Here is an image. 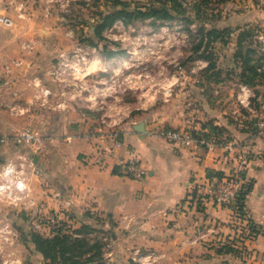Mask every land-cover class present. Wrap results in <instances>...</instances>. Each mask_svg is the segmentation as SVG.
<instances>
[{
	"label": "crops",
	"instance_id": "crops-1",
	"mask_svg": "<svg viewBox=\"0 0 264 264\" xmlns=\"http://www.w3.org/2000/svg\"><path fill=\"white\" fill-rule=\"evenodd\" d=\"M3 1V14L14 21V26H0V67L24 56L20 48L23 42L33 38L40 41L30 58L32 68L10 76L13 90L20 94L28 114L15 118L0 107L1 135L30 129L42 141L37 150L0 147L2 162L15 159L17 153L32 164L35 157L33 166L39 171L37 177L26 171L28 199L34 206L26 203L25 208L15 209V220L32 223L54 215L71 230L90 227L94 231L87 238L90 243L97 241L101 245V258L105 251L100 239H110V256L105 264H131L129 257L135 250L153 251L160 256L159 264H264V133L255 126L257 121H264V78H258L249 88L248 112L237 105L241 85L237 78V84L232 85L236 88L221 87L224 82H220L210 92L217 97L213 100L207 95L205 88L211 80L201 73L202 61L197 79L192 70L184 68L183 77L176 78L175 72H167L162 64L153 77L138 73L137 66L129 71L132 64L126 61L124 66L113 69L112 59L98 53L86 82H101L112 72L122 81L119 105L108 113L116 125L107 128L100 124L99 101L89 102L83 93H76L65 110L54 107L59 91L48 74L62 51L49 37L53 36L49 31L56 23L43 19L52 8L43 7L41 0ZM250 8L238 13H254ZM250 22L234 29L218 28L233 32L228 44L215 45L218 50L223 52L228 45L235 47L239 31L253 33L254 27L264 26H252ZM82 46L85 45L77 43L75 47ZM168 56L164 58L166 65L174 66V55L170 59ZM158 58L157 55L154 60ZM33 81L39 89L51 92L44 106L35 97L39 92L33 88ZM107 103L111 104V100ZM221 103L228 104L234 116H230L231 120L222 117L224 113L217 109ZM139 124H143V135L134 131ZM111 129L119 134L116 139L111 137ZM161 129L189 130L198 137L232 144L233 148L214 152L199 147L179 148L154 136ZM115 140L122 147L114 148ZM125 148L138 157L146 170L140 181L123 173L120 165L128 158ZM238 171L251 183L243 215L215 205L205 195L207 184L218 180L214 176L208 179V173L223 178ZM250 227H255L258 234H252ZM21 245L25 250L22 258L27 259L23 264L45 263L31 246Z\"/></svg>",
	"mask_w": 264,
	"mask_h": 264
},
{
	"label": "built area",
	"instance_id": "built-area-1",
	"mask_svg": "<svg viewBox=\"0 0 264 264\" xmlns=\"http://www.w3.org/2000/svg\"><path fill=\"white\" fill-rule=\"evenodd\" d=\"M4 10V1L0 0V26L8 29L12 28L14 26V21L3 14ZM19 18L21 17L19 16ZM112 28L105 32L111 31ZM255 39L263 46V49L260 47L259 52L264 55V37L259 34ZM39 45L40 41L38 38L23 42L20 48L24 53V56L21 59L5 62L0 67L2 78V83L0 85V107L5 108L7 113L12 117L23 118L28 114L29 110L26 104L20 99V94L13 90L14 80L10 79V76L15 71L26 72L32 68L33 63L30 58L35 54ZM95 51L96 46L85 45L78 49H74L71 53L62 52L58 55L55 66L48 74L50 82L55 85L59 91L58 101L54 107L56 110H65L68 101H70L76 93H83L86 95L89 102L99 101L100 104L97 109L101 111L100 124L107 128H113L116 124L111 120L108 113L112 112L119 105L120 101L118 100V96L119 93H121L122 81L119 82L118 76L112 72V76L101 82H95L92 84L86 82V79L91 76L94 69L92 60L98 55V53H94ZM123 51L124 52L121 53L114 49L110 50V52L114 54V56L110 58L114 62L115 68L113 69H116L119 66H124L125 61L127 62L126 56H132V54L125 55L126 50ZM202 63L204 64L203 68H205L206 64L204 62ZM108 69L110 70V68ZM183 75V68L177 66L175 77L180 78L183 77ZM32 86L34 89L38 90L39 96L36 95L35 97H38L41 100V105L44 106L51 95L50 90L43 88L39 89V84L35 81H33ZM250 98L251 94L249 88L240 85L239 93L236 96L238 107L244 108L250 112ZM109 100H111V104L107 103ZM255 126L261 133H264V121H257ZM111 130L113 131V129ZM118 135L117 132L113 131L111 137L116 139ZM154 136L179 148L199 147L209 152L217 150L231 151L233 148L232 144L224 145L223 143L214 140L198 137L189 130L161 129L156 131ZM41 143V137L30 129H23L21 132L11 136L0 134V147L22 146L37 150ZM113 147L120 148L122 147V143L115 140ZM125 153L128 158L120 165L123 173L126 177L132 180H142L146 176V170L142 167L140 160L132 151L127 150L126 148ZM26 171L33 176H39V171L34 169L33 164L18 153L16 154L15 159H5L3 163L0 164V203L7 204L15 209L25 208L27 206L26 203H29L30 206L28 207L34 206L32 201L28 199V188L26 185L28 178ZM245 182L246 180L242 177L240 171H238L233 176L215 180L211 185L208 183L205 187L207 192L205 195H208L215 205L231 208L236 212V198ZM18 184H22L23 187H17ZM199 188L200 187H197V189ZM190 202L195 203L196 200L190 199ZM37 221L33 223L34 225L31 228V231L43 236H52L53 232H55L62 224H66V222L61 221L54 215H47ZM66 228H69L67 224ZM17 240L18 233L12 225L7 221L1 222L0 255L5 249L12 248ZM100 240L103 245V250L105 251L102 258V264H105L104 260L110 256V239L104 236ZM159 259L160 256L153 251L140 250L133 251L129 257L131 264H159ZM15 264L20 263L16 261Z\"/></svg>",
	"mask_w": 264,
	"mask_h": 264
},
{
	"label": "rangeland",
	"instance_id": "rangeland-1",
	"mask_svg": "<svg viewBox=\"0 0 264 264\" xmlns=\"http://www.w3.org/2000/svg\"><path fill=\"white\" fill-rule=\"evenodd\" d=\"M43 7H51L52 12L46 15L43 19L48 22H55V28L50 29L53 33V41L59 51L63 53H71L76 49V45H89L90 42L98 44L94 36V28L101 24L102 19L112 12H120L123 8L132 11L144 12L152 7H159L162 4L170 5L171 2L160 1L158 3L142 1V0H41ZM179 7H175L173 15L175 21L164 24L163 22H154L153 20H133V24L125 26L120 22L113 25L111 31L103 34V42L96 46V53L109 52L111 49L120 51L126 50L127 64H132L130 70L137 66L138 73L144 75L148 74L154 77V73L159 71L160 64L164 69L173 73L176 72L177 66L184 68L186 71H193L194 79L200 75L201 62H196L194 59L189 60L191 54L192 58L198 57L195 54L194 47L199 37L198 29L204 28L218 29V28H236L243 22H250V25L257 26L264 23V0H176ZM248 6L250 14L238 13L239 11L247 12ZM173 7V3L171 4ZM176 10V11H175ZM177 11H184V14H176ZM45 16V15H44ZM187 22L182 23L183 19ZM178 19H182L179 21ZM161 27V28H160ZM254 37L259 34L264 37V26L262 28L254 27ZM189 29V30H187ZM189 31V33H188ZM46 42L49 41V38ZM253 41H256L254 38ZM258 42L253 44L252 48L258 49ZM261 49L263 46L259 44ZM260 50V48H259ZM234 52V46L228 45L223 52H220L216 46L212 48L211 56L215 62V68L209 74L210 82L206 85L208 89L207 95L214 100L216 95L210 93L216 88L217 83L224 82L221 87L236 88L238 69L234 66L231 56ZM91 54V53H90ZM158 55V60L154 58ZM171 55L175 57L174 66L166 65L165 56ZM56 56V54H55ZM54 61V60H53ZM229 67H233L232 70ZM232 71V72H230ZM128 72V70H127ZM221 75L215 78V73ZM229 75V76H228ZM149 81V80H146ZM233 82V83H230ZM198 82H195L197 84ZM129 98V96H128ZM130 100V98H129ZM220 103V102H219ZM223 103V102H222ZM219 104L218 110L222 113V117L226 120H231V110L228 109V104L222 106ZM228 109V110H227ZM218 110L216 112H218ZM231 116V117H230ZM222 143L221 141H217ZM224 144V143H223ZM2 157H0V164H2ZM7 221L18 233V240L16 244L10 248L5 249L0 255V264H15L18 261L23 264L27 259L23 260L22 253L25 255V250L21 245V236L31 230L33 223H27L24 219L15 220V208L7 204L0 203V223ZM26 222V223H25ZM40 222V221H37ZM245 227V226H244ZM240 228V227H238Z\"/></svg>",
	"mask_w": 264,
	"mask_h": 264
},
{
	"label": "trees",
	"instance_id": "trees-1",
	"mask_svg": "<svg viewBox=\"0 0 264 264\" xmlns=\"http://www.w3.org/2000/svg\"><path fill=\"white\" fill-rule=\"evenodd\" d=\"M142 1L155 3L166 1L171 3L168 6L162 4L159 7H152L144 12H131L130 10L123 8L120 12L110 13L102 19L101 24L94 28L93 33L97 42H103L104 32L111 29L116 22H121L127 26L133 24V20H153L154 22L163 23L173 22V20L175 21L176 17L173 15V12L175 7H179V4H176V0ZM172 3L173 7H171ZM181 13L184 14V11L176 12V14ZM182 19L178 20L182 21L185 25H188L186 24V19ZM198 33L199 37L193 53L199 55L196 58H192L193 54H191L189 60L194 59V61L204 62L206 67L201 71V73L203 76H209V74H211L210 72L215 68V62L217 60V57H215L216 55H214V59L211 56L210 52L212 51V48L216 44H228L233 32L231 30H219L214 28L205 30L200 27L198 29ZM254 36L255 35L249 30L239 31L235 36V49L231 57L234 65L235 63L239 64L237 65L239 71L236 74L238 83L248 88L253 87L254 82L258 78H264V55L259 52L260 46L258 44L257 51L255 48L250 49L254 47L252 45H256L257 42L253 41L255 38ZM89 44L91 46H97V44L93 42H90ZM102 55H104L106 59H110L114 56L113 53L110 51L105 52L104 49L102 51ZM214 75L216 78L219 74L215 73ZM213 176L218 180L222 178L219 174H207L208 179H211ZM250 190L251 183L246 180L236 198V213L239 215H243L245 197ZM249 229L252 234H258L255 227H250ZM92 231L94 230L87 226H81L79 229L71 230L66 228V224H62L50 237H44L30 230L21 236V243L25 247L31 246L35 252L39 253L45 262L44 264H102L101 245L97 241L90 243V240L87 238Z\"/></svg>",
	"mask_w": 264,
	"mask_h": 264
},
{
	"label": "water",
	"instance_id": "water-1",
	"mask_svg": "<svg viewBox=\"0 0 264 264\" xmlns=\"http://www.w3.org/2000/svg\"><path fill=\"white\" fill-rule=\"evenodd\" d=\"M134 131L140 135L144 134V130H143V124H139L136 127H134ZM36 163V158H33V164L35 165Z\"/></svg>",
	"mask_w": 264,
	"mask_h": 264
},
{
	"label": "clouds",
	"instance_id": "clouds-1",
	"mask_svg": "<svg viewBox=\"0 0 264 264\" xmlns=\"http://www.w3.org/2000/svg\"><path fill=\"white\" fill-rule=\"evenodd\" d=\"M17 187H23V185L22 184H18Z\"/></svg>",
	"mask_w": 264,
	"mask_h": 264
}]
</instances>
